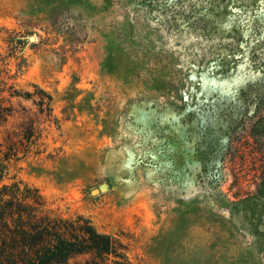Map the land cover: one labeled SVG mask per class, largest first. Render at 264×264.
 Returning <instances> with one entry per match:
<instances>
[{
	"label": "rangeland",
	"instance_id": "obj_1",
	"mask_svg": "<svg viewBox=\"0 0 264 264\" xmlns=\"http://www.w3.org/2000/svg\"><path fill=\"white\" fill-rule=\"evenodd\" d=\"M0 82V188L89 219L129 264H264L241 128L264 0H0Z\"/></svg>",
	"mask_w": 264,
	"mask_h": 264
},
{
	"label": "trees",
	"instance_id": "obj_2",
	"mask_svg": "<svg viewBox=\"0 0 264 264\" xmlns=\"http://www.w3.org/2000/svg\"><path fill=\"white\" fill-rule=\"evenodd\" d=\"M1 93L0 90V126L11 116V110L3 106ZM46 97L50 100V96ZM248 120L252 122L248 125V140L251 138L254 145L250 175L255 201L264 198L263 98L258 100L254 113L243 119L241 128L247 127ZM25 131L32 135L33 126ZM231 150L230 146L226 154ZM7 162L9 158L1 157L0 151V181ZM45 208L46 202L36 189L18 184L0 188V264H129L125 247L100 233L89 219L52 216Z\"/></svg>",
	"mask_w": 264,
	"mask_h": 264
},
{
	"label": "water",
	"instance_id": "obj_3",
	"mask_svg": "<svg viewBox=\"0 0 264 264\" xmlns=\"http://www.w3.org/2000/svg\"><path fill=\"white\" fill-rule=\"evenodd\" d=\"M106 189V186H101V190H105Z\"/></svg>",
	"mask_w": 264,
	"mask_h": 264
}]
</instances>
